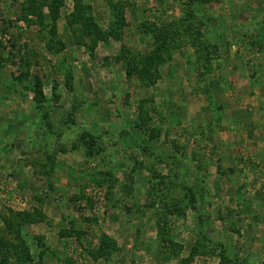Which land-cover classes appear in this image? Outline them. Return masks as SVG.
Returning <instances> with one entry per match:
<instances>
[{
	"label": "rangeland",
	"instance_id": "rangeland-1",
	"mask_svg": "<svg viewBox=\"0 0 264 264\" xmlns=\"http://www.w3.org/2000/svg\"><path fill=\"white\" fill-rule=\"evenodd\" d=\"M111 259L264 264V0H0V264Z\"/></svg>",
	"mask_w": 264,
	"mask_h": 264
},
{
	"label": "crops",
	"instance_id": "crops-1",
	"mask_svg": "<svg viewBox=\"0 0 264 264\" xmlns=\"http://www.w3.org/2000/svg\"><path fill=\"white\" fill-rule=\"evenodd\" d=\"M118 232L121 233V230L119 229ZM111 238L115 239L116 237H115V236H112ZM140 253H142V251H141ZM162 255H163V254H162ZM162 255H160V256L162 257ZM114 256H115V254L112 255L113 259H114ZM112 261H113V260L111 259V263H112ZM112 264H113V263H112Z\"/></svg>",
	"mask_w": 264,
	"mask_h": 264
},
{
	"label": "built area",
	"instance_id": "built-area-1",
	"mask_svg": "<svg viewBox=\"0 0 264 264\" xmlns=\"http://www.w3.org/2000/svg\"><path fill=\"white\" fill-rule=\"evenodd\" d=\"M99 196V195H98Z\"/></svg>",
	"mask_w": 264,
	"mask_h": 264
}]
</instances>
